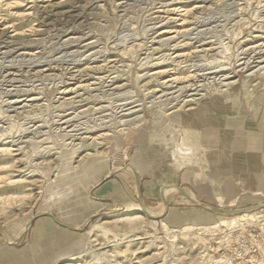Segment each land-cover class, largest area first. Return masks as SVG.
Here are the masks:
<instances>
[{
    "label": "rangeland",
    "instance_id": "374dc122",
    "mask_svg": "<svg viewBox=\"0 0 264 264\" xmlns=\"http://www.w3.org/2000/svg\"><path fill=\"white\" fill-rule=\"evenodd\" d=\"M204 206H264V0H0V264H264Z\"/></svg>",
    "mask_w": 264,
    "mask_h": 264
},
{
    "label": "built area",
    "instance_id": "2783aa9c",
    "mask_svg": "<svg viewBox=\"0 0 264 264\" xmlns=\"http://www.w3.org/2000/svg\"><path fill=\"white\" fill-rule=\"evenodd\" d=\"M249 238H251V240H254V235L252 233H250ZM260 248L257 246L256 243L251 242L250 244H248L245 247L244 252H239L240 255L242 254L244 257H250L251 259H253L255 256H257L260 252H259ZM239 255V256H240Z\"/></svg>",
    "mask_w": 264,
    "mask_h": 264
},
{
    "label": "bare ground",
    "instance_id": "6f19581e",
    "mask_svg": "<svg viewBox=\"0 0 264 264\" xmlns=\"http://www.w3.org/2000/svg\"><path fill=\"white\" fill-rule=\"evenodd\" d=\"M206 210H210L212 212H217V210L213 209V208H209V207H204ZM219 209V208H218ZM264 209V206L262 207H259L258 209H254V210H262ZM222 210V214H231V215H248V212H253L254 210H251V209H244V210H241L239 212H236V213H230V211H234V210H224V209H221ZM149 214V213H148ZM156 217V216H155ZM29 226V225H27Z\"/></svg>",
    "mask_w": 264,
    "mask_h": 264
},
{
    "label": "crops",
    "instance_id": "0c3cea01",
    "mask_svg": "<svg viewBox=\"0 0 264 264\" xmlns=\"http://www.w3.org/2000/svg\"><path fill=\"white\" fill-rule=\"evenodd\" d=\"M172 191L179 192V190L175 186H171L169 188H166L164 192H165V195H169V193H171Z\"/></svg>",
    "mask_w": 264,
    "mask_h": 264
},
{
    "label": "water",
    "instance_id": "95a60500",
    "mask_svg": "<svg viewBox=\"0 0 264 264\" xmlns=\"http://www.w3.org/2000/svg\"><path fill=\"white\" fill-rule=\"evenodd\" d=\"M204 207H206V206H204ZM209 208H210V207H209ZM213 209H214V208H213ZM144 210L146 211V214L149 215V214H148V211H147V209H146L145 207H144ZM215 210H217L218 213L222 214V210H221V209H218V208H217V209H215ZM239 211H241V210L230 211V213H236V212H239Z\"/></svg>",
    "mask_w": 264,
    "mask_h": 264
}]
</instances>
